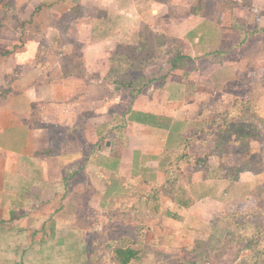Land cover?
Masks as SVG:
<instances>
[{
  "label": "crops",
  "instance_id": "0c3cea01",
  "mask_svg": "<svg viewBox=\"0 0 264 264\" xmlns=\"http://www.w3.org/2000/svg\"><path fill=\"white\" fill-rule=\"evenodd\" d=\"M16 2L13 37H0V264L84 263L83 197L94 185L90 206L110 208L111 222L135 223V238H122L139 244L149 234L157 243L165 224L203 222L198 211L209 218L236 200L246 206L264 186V170L230 181L208 179L193 164L173 168L187 147L208 154L213 114L234 99L264 121V0ZM148 30L180 43L189 59L165 66L137 97L115 91L107 78L113 56L139 46ZM75 50L80 65L73 67ZM178 175L179 195L170 189ZM253 208L262 207L224 215Z\"/></svg>",
  "mask_w": 264,
  "mask_h": 264
},
{
  "label": "trees",
  "instance_id": "16d2710c",
  "mask_svg": "<svg viewBox=\"0 0 264 264\" xmlns=\"http://www.w3.org/2000/svg\"><path fill=\"white\" fill-rule=\"evenodd\" d=\"M124 48L118 50L113 56L114 68L107 78L115 91L128 90L131 91L134 97L142 94L147 87L159 80V75L165 66L169 70H175L182 60L189 59L183 55L176 41H170L164 35L150 33L149 30L142 35L139 46ZM149 48L155 50V57L148 52ZM156 66L161 69L160 73H150V70ZM137 73L140 75L135 78L133 75ZM248 112V101L234 99L230 108L214 113L213 120L209 118V120H212L211 125L216 131L214 136L217 145L221 144L223 138L230 135L234 139L233 143L240 146V153L247 157L251 151L249 148L251 142L258 140L256 128L252 129L251 124L247 122L249 121ZM237 125L242 128H238L237 132L233 133L232 131L235 130ZM211 159V154H207L203 158L196 157L189 152L187 147L177 163L173 164V168L179 167L181 164H193L208 179L230 181L239 180L240 174L244 171V169L228 166L223 158L217 163H212ZM72 177V175L66 177L65 183L70 185ZM256 215L257 211L252 209L247 212H233L222 216L217 223L208 229L207 238L194 241L190 257L184 260L178 259L172 264H213L220 254L236 250L235 248L242 244H248L254 252L253 257L248 262H251V264H264V225L252 223V219ZM136 244L139 243L129 238H122L112 244L111 247L119 245L120 249L117 252L123 258L122 263L130 264L135 254L130 249V245Z\"/></svg>",
  "mask_w": 264,
  "mask_h": 264
},
{
  "label": "rangeland",
  "instance_id": "374dc122",
  "mask_svg": "<svg viewBox=\"0 0 264 264\" xmlns=\"http://www.w3.org/2000/svg\"><path fill=\"white\" fill-rule=\"evenodd\" d=\"M2 2H3L2 4L0 3V37H2V39H7V38L10 39L13 36L8 31V29L18 24L17 18L13 16L15 13L18 12V3L16 2V0H2ZM215 5H216L215 9H217L218 3H215ZM35 37H37V40L42 42V45L45 44L46 46L45 34H42L41 32H39L35 35ZM178 45H180V43H178ZM148 52L151 53L154 57L156 56V52L154 49L149 48ZM78 54H79L78 50H75L74 57L69 59L73 67H75L76 65H80ZM61 59L63 58L60 57V60ZM165 68L166 67H164V70H166ZM160 70L161 69L157 68L156 66L150 70V73L159 74ZM164 70L162 71V74ZM139 75L140 74L137 73V74H134L133 76L136 78ZM0 78H2V75H0ZM250 82L252 84V81H248V84H250ZM263 88H264V84H263ZM234 90H235V87H234ZM130 96L131 97L133 96L132 93L130 94ZM130 96L129 98H131ZM218 103H219L218 99L217 98L214 99L213 106L215 109L217 108V106H219ZM248 115H249L248 116L249 121L247 122L251 124L250 127L252 129L256 128L257 134H258V140L254 141L255 142L254 144H252L251 142L250 146L247 144L249 148H251V151L247 155V157H244V155L240 153L239 151L240 146H237V144L233 143L234 139L230 135H227L225 138L221 140L222 141L220 144L221 146L215 143L216 138L214 136L213 141L211 143V147L209 148V150L205 149L204 151H202V154L204 155L207 153L211 154V158H212L211 162L217 163L220 161L221 158H224L223 154L225 155L227 151H231L234 153H231V152L226 153L231 156L226 157L227 159H225V162L227 160L228 163L230 162L229 164L235 165L232 167H236L241 170L249 169L254 172L264 170V151L259 155V152H260L259 145H262L264 149V121H262L259 118V116H257L253 112L252 108H249ZM238 128H242V127H240V125H237L235 130L232 132L236 133ZM211 132L214 135L216 131L215 129H213V131L211 130L209 132V135ZM253 153L256 154V156H252L254 155ZM228 163L226 162L227 165ZM175 181L176 182L174 184V187H170V189L172 188L171 192L175 191L176 194L179 195L180 193L178 191L184 188V184L183 183L181 184L179 175ZM93 189L94 190L96 189L95 185L90 189V191L85 193L83 197V203L86 204V207L83 210V216H84V219L86 218L85 220H87V224H88V234H87L88 240L87 242L83 243V245L85 246V258H84L85 260H84V263L82 264H112V263L123 264L122 263L123 258L119 254V252H117L118 249H120L119 245L114 246V247H111V245L116 243L117 239L122 238V237L131 236L135 238V233L138 229H140V227L139 228L136 227L135 223H132V222L129 223V222H126V220L123 221L121 219L120 220L117 219L115 222H111L110 219L112 216V210L110 208H107L104 210L100 209L96 211L95 209L98 208V206L94 205L96 208H93V206H90L91 199H93V196H94ZM248 196L249 198H245V201H247L245 203L246 206H243L242 201L236 200L234 201L235 204L231 206L230 209L227 208V211H220L214 216H210L209 218L204 215L205 210L201 212L198 211L197 213H199L200 216L203 215L201 216V220H203V222L201 221V223L199 224L197 223L200 220L191 219L192 222L187 221L183 225H180V224L166 225L165 224L161 226L160 229L161 230L164 229L165 230L164 232H167V233L162 235L158 229L157 238H156L157 243H155L154 241V238L156 236L154 237L153 236L154 234L148 233L151 239L148 238L145 242L140 243L138 248L135 245H130V246L135 247L133 248L135 249V252L138 249L139 250L142 249L145 251L144 256H141V257L138 256V258H137V254H134L133 258L131 259L130 264H172L178 259L184 260L190 257V252L194 247V241L197 237L202 236V232L207 231L213 224L217 223L219 219H221V216H223L224 214L229 213L234 210L239 211L240 209H244V207L246 209L254 205L256 207H262V208H256V209L253 208L254 210L257 211V215L256 217L252 219V223L256 225H264V186L259 187L257 191L252 192V194H249ZM256 198L257 200H255ZM74 200H76V198H74ZM106 217H108V219ZM204 218L206 219L205 221H204ZM104 222L106 223V225L104 224ZM101 224H103L104 226ZM201 224H206V225L204 226ZM100 226L103 227V229L100 231L96 230V228ZM175 233H178V234H175ZM174 235L178 236L180 240L177 242L172 240ZM51 244L56 245L57 243L54 242ZM73 245L74 244L72 243V247L68 249L72 250ZM235 249L236 250H232L230 252L220 254L215 259L213 264H251V262H248V260L253 257L254 252L250 248V246H248V244H244V245L242 244L241 246ZM146 251L148 254L147 256H146ZM139 253H141V250L139 251Z\"/></svg>",
  "mask_w": 264,
  "mask_h": 264
}]
</instances>
